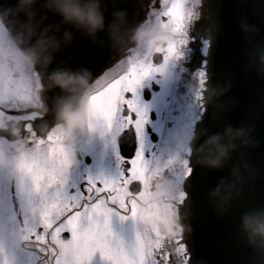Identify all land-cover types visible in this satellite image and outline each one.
<instances>
[{
  "label": "flooded vegetation",
  "instance_id": "obj_1",
  "mask_svg": "<svg viewBox=\"0 0 264 264\" xmlns=\"http://www.w3.org/2000/svg\"><path fill=\"white\" fill-rule=\"evenodd\" d=\"M198 4L184 0L186 21L177 32L161 21L159 0H147L139 27L163 28L167 44L149 59L132 35L122 57L97 77L133 64L153 69L129 94L146 114L139 138L131 122L95 106L104 78L94 79L67 107L57 106L0 17V239L7 245L0 264L12 263L18 239L21 255L35 264H109L103 245L110 240L123 243L126 262L153 264V255L164 251L172 253L171 264H186L188 250L177 243L182 236L178 204L188 173L185 152L199 117L193 81L202 73L193 66L190 37ZM161 64L172 69L167 82L156 76ZM137 151L145 170L120 187L118 179ZM104 180L109 183L97 189L95 182ZM114 180L116 191L107 202L102 197L68 215L89 200L82 193L88 184L89 194L112 193Z\"/></svg>",
  "mask_w": 264,
  "mask_h": 264
},
{
  "label": "water",
  "instance_id": "obj_2",
  "mask_svg": "<svg viewBox=\"0 0 264 264\" xmlns=\"http://www.w3.org/2000/svg\"><path fill=\"white\" fill-rule=\"evenodd\" d=\"M198 1L190 37L202 78L193 81L199 117L185 156L195 170L178 204L180 241L189 264H264V0ZM146 3L0 0V17L57 106L67 107L122 57ZM91 8L102 29L88 27ZM59 75L73 82L61 87Z\"/></svg>",
  "mask_w": 264,
  "mask_h": 264
},
{
  "label": "snow or ice",
  "instance_id": "obj_3",
  "mask_svg": "<svg viewBox=\"0 0 264 264\" xmlns=\"http://www.w3.org/2000/svg\"><path fill=\"white\" fill-rule=\"evenodd\" d=\"M159 4L160 8L164 9L160 14L161 21L164 22L165 25L171 24L177 32H180L184 22L186 21L184 0H159ZM152 71L153 69L150 67L135 64H133L130 68L120 71H110L109 75L105 74L102 77L97 78L98 80L101 78L104 79L93 97L95 106L102 112H106L109 115H117L126 121L131 122L130 127L133 128L138 138L143 133V126L146 122V114L143 110L137 107L135 98H129V94H134L141 81L148 77ZM205 112L206 107H204V113ZM128 164L129 169L127 174L122 175L118 179L120 187L124 186L125 180H127L129 177L133 176L134 174L140 175L145 170L147 163L144 159L142 151H137L135 155L129 159ZM194 170L195 169L191 167V163L189 162L188 176L185 179L189 185L192 183ZM95 183L96 188L100 189L103 188L105 184L109 183V181H96ZM115 184L116 181H112V193L102 191L98 195L95 190L89 194L88 189L90 184H88V187L82 193L85 196H89V200L84 201L80 208L73 209L72 212L68 213V215L71 216L74 213L81 211V209L84 207V203H88L89 207H91L92 204H95L96 201L100 200L102 197L104 198L105 202H107L108 196L114 194L116 191ZM129 190H131V185H129ZM187 196L188 194L186 193V197ZM123 203L124 205H127L128 202L125 200ZM111 207H116V205L112 204ZM119 209L123 211L122 208ZM104 214L108 215L107 210H104ZM67 235L70 234L67 233ZM177 243L182 245L186 250L183 241H178ZM103 251L106 259L109 261V264H112L113 261H115L116 264H137V262L132 258H129L128 262L125 261V257L128 254L124 249L123 243L119 240L106 241L103 245ZM186 256L187 264H189L191 257L188 255ZM171 259V252L165 253L164 251H161L158 255H153L152 261L153 264H160L161 260H163L164 264H171Z\"/></svg>",
  "mask_w": 264,
  "mask_h": 264
},
{
  "label": "clouds",
  "instance_id": "obj_4",
  "mask_svg": "<svg viewBox=\"0 0 264 264\" xmlns=\"http://www.w3.org/2000/svg\"><path fill=\"white\" fill-rule=\"evenodd\" d=\"M24 2H30V0H24ZM84 15L87 25L92 31L103 28V16L98 10L95 8L88 9ZM133 40L139 48L148 54V58L152 59L156 53L163 50L169 40V35L163 28L158 26H141L135 30ZM155 73L162 82H167L173 78L172 69L163 64L156 68ZM55 79L56 83L61 87H68L73 82L71 77H65L63 75H59ZM259 230L264 234V226Z\"/></svg>",
  "mask_w": 264,
  "mask_h": 264
},
{
  "label": "rangeland",
  "instance_id": "obj_5",
  "mask_svg": "<svg viewBox=\"0 0 264 264\" xmlns=\"http://www.w3.org/2000/svg\"><path fill=\"white\" fill-rule=\"evenodd\" d=\"M3 241H1V239H0V254L3 251V248L5 249V247L7 246V245L1 244ZM21 241H23V240H19V239L17 240V251H16V255H15L14 260L10 264H35L36 263V260L35 261L34 260L29 261L26 258L25 255H21L20 246H19ZM5 264H8V261H6Z\"/></svg>",
  "mask_w": 264,
  "mask_h": 264
}]
</instances>
